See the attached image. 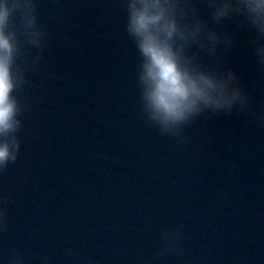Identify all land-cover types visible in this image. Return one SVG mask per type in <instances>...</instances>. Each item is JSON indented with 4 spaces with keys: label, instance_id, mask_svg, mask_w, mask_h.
<instances>
[{
    "label": "water",
    "instance_id": "1",
    "mask_svg": "<svg viewBox=\"0 0 264 264\" xmlns=\"http://www.w3.org/2000/svg\"><path fill=\"white\" fill-rule=\"evenodd\" d=\"M191 2L207 16V0ZM127 3L32 0L35 22L14 18L20 110L5 137L16 159L0 169V264H264V65L251 34L227 20L209 27L231 45L189 50L235 72L247 109L167 134L140 102Z\"/></svg>",
    "mask_w": 264,
    "mask_h": 264
},
{
    "label": "clouds",
    "instance_id": "2",
    "mask_svg": "<svg viewBox=\"0 0 264 264\" xmlns=\"http://www.w3.org/2000/svg\"><path fill=\"white\" fill-rule=\"evenodd\" d=\"M126 7L127 32L140 58V102L162 132L176 135L205 111L230 116L247 109L249 99L235 72L205 67L189 50L198 45L212 56L222 43L231 45V37L209 25L237 20L251 34L250 50L264 65V0H207L206 17L191 0H128ZM31 8L32 0H0V169L16 159L5 137L18 126L20 110L14 95L16 45L10 27L17 14L31 26ZM257 119L264 123V115Z\"/></svg>",
    "mask_w": 264,
    "mask_h": 264
}]
</instances>
